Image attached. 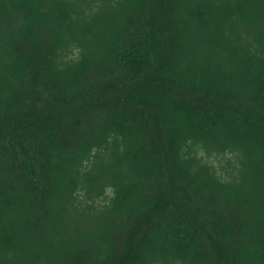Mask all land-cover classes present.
Returning <instances> with one entry per match:
<instances>
[{
    "label": "trees",
    "instance_id": "1",
    "mask_svg": "<svg viewBox=\"0 0 264 264\" xmlns=\"http://www.w3.org/2000/svg\"><path fill=\"white\" fill-rule=\"evenodd\" d=\"M0 264H264V0H0Z\"/></svg>",
    "mask_w": 264,
    "mask_h": 264
},
{
    "label": "rangeland",
    "instance_id": "2",
    "mask_svg": "<svg viewBox=\"0 0 264 264\" xmlns=\"http://www.w3.org/2000/svg\"><path fill=\"white\" fill-rule=\"evenodd\" d=\"M208 160L216 166L218 173L224 174L230 170L229 166L226 164V161H233V155L229 153L225 155H213L210 156Z\"/></svg>",
    "mask_w": 264,
    "mask_h": 264
}]
</instances>
